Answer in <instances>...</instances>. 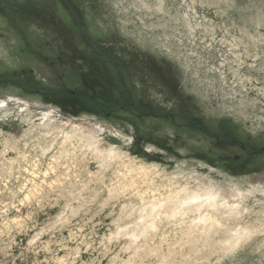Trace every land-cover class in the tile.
Segmentation results:
<instances>
[{
	"label": "rangeland",
	"instance_id": "obj_1",
	"mask_svg": "<svg viewBox=\"0 0 264 264\" xmlns=\"http://www.w3.org/2000/svg\"><path fill=\"white\" fill-rule=\"evenodd\" d=\"M13 2L29 6L17 13ZM38 2L43 8L31 13ZM3 4L0 264H264V0ZM94 48L115 59L110 72L127 83L122 90L89 69ZM85 86L100 99L124 91L143 108L93 110L75 98ZM44 112L60 126L46 128ZM93 129L100 151L121 150L117 159L82 152L78 131ZM196 165L214 182L252 191L240 225H231L248 226L249 235L197 238L188 220L161 217L138 247L113 238L140 205L192 183Z\"/></svg>",
	"mask_w": 264,
	"mask_h": 264
},
{
	"label": "bare ground",
	"instance_id": "obj_2",
	"mask_svg": "<svg viewBox=\"0 0 264 264\" xmlns=\"http://www.w3.org/2000/svg\"><path fill=\"white\" fill-rule=\"evenodd\" d=\"M4 103V102H3ZM5 105V104H4ZM3 105L4 108H6ZM12 106V105H11ZM25 108V107H24ZM27 108V107H26ZM2 110V109H1ZM32 110V109H31ZM8 112V111H7ZM4 113V112H3ZM13 113V112H12ZM31 113V111H30ZM5 114V113H4ZM10 114V113H9ZM26 114V113H25ZM36 114V113H35ZM29 115V114H28ZM39 115V114H38ZM41 115V114H40ZM59 115V114H58ZM27 116V115H26ZM25 116V117H26ZM4 117V116H3ZM43 125L46 127L49 126H60L58 125V122L56 121L55 117L53 116L52 112H44ZM28 118V117H27ZM26 118V119H27ZM25 120V119H24ZM31 120V119H29ZM36 121V120H35ZM68 121V120H67ZM57 124H54L56 123ZM65 123V122H64ZM29 125V123H28ZM68 125V124H66ZM90 125V124H89ZM111 125V124H110ZM109 126V125H108ZM35 127V126H33ZM46 127V128H47ZM63 127V126H62ZM67 127V126H66ZM65 128V127H64ZM34 129V128H33ZM50 129V128H49ZM104 129V128H103ZM30 130V128H29ZM72 130V129H71ZM70 130V131H71ZM67 131V130H66ZM102 131V130H101ZM51 132V131H50ZM53 132V130H52ZM75 132V131H74ZM81 133L78 138L74 136H70L69 131L67 133L66 140H70L73 142L76 138L77 143L79 144L80 149H84L83 151H92L94 153L103 154L101 157V160L105 162L106 159H113L116 158L121 150H117L114 148L109 149V151H100L99 150V141H97V132H99L96 129H93V131H78ZM85 132V134H83ZM1 133V132H0ZM49 133V132H48ZM47 133V135H48ZM64 133V132H63ZM62 133V134H63ZM73 133V132H71ZM3 134V133H2ZM61 134V135H62ZM74 134V133H73ZM87 134V135H86ZM121 134V133H120ZM60 135V136H61ZM115 135V134H114ZM45 136V135H44ZM41 137V136H40ZM47 137V136H46ZM104 137V136H103ZM101 137V138H103ZM119 137V136H118ZM126 138V136H124ZM33 138V137H31ZM68 142V141H67ZM66 144V143H64ZM64 144H61L64 146ZM49 145V144H48ZM53 145V144H51ZM50 145V146H51ZM47 146V145H46ZM68 146V145H67ZM112 146V145H111ZM71 147V146H70ZM76 147V146H75ZM73 147V149L75 148ZM117 147V146H116ZM64 148V147H63ZM101 148V147H100ZM118 148V147H117ZM68 149V148H67ZM53 150V149H52ZM64 150V149H63ZM69 150V149H68ZM78 150V149H77ZM102 150V149H101ZM44 151V150H43ZM75 151V150H73ZM72 151V152H73ZM64 153V152H63ZM78 153V152H77ZM84 153V152H83ZM58 154V153H57ZM65 154V153H64ZM125 154V153H124ZM66 156V155H65ZM73 156V155H72ZM78 156V155H77ZM81 156V155H80ZM83 156V155H82ZM85 156V155H84ZM58 157V156H57ZM89 157V156H88ZM59 158V157H58ZM57 158V160H58ZM68 158V157H67ZM84 158V157H83ZM90 158V157H89ZM136 158V157H135ZM134 158V159H135ZM60 159V158H59ZM77 159V158H76ZM80 159V158H79ZM82 159V158H81ZM92 159V158H91ZM109 159V161H110ZM117 159V158H116ZM123 159V158H122ZM133 159V158H131ZM72 160V159H71ZM94 160V159H93ZM100 160V159H99ZM139 160V159H138ZM96 161V159H95ZM108 161V160H107ZM74 162V161H73ZM116 162V161H115ZM114 162V163H115ZM72 163V162H71ZM94 163V162H93ZM132 163V162H131ZM137 163V162H136ZM180 163V162H179ZM96 164V163H95ZM134 164V163H133ZM143 164V163H142ZM195 164V163H194ZM100 165V164H98ZM132 165V164H131ZM138 165V164H137ZM203 165V164H202ZM201 165V166H202ZM106 166V165H105ZM159 166V165H158ZM112 167V166H111ZM114 167V164H113ZM133 167V166H132ZM131 167V168H132ZM152 167V166H151ZM155 167V166H154ZM157 167V166H156ZM123 168V167H122ZM126 168V167H125ZM128 168V167H127ZM147 168V167H146ZM54 170V169H53ZM68 170V169H67ZM122 170V169H121ZM139 170V168H138ZM187 170V169H186ZM181 171V170H180ZM194 173V181L192 183L186 182L184 185H180L179 187H172L173 189H170V191L167 193V196H162L161 202H152L153 203H143V205H140L139 209L135 212H131V214H128L126 217V220L128 219V223L121 225L116 232H113V238L115 239H122L124 237L129 238L127 240L129 243H135V245L138 247L139 241H136L139 237H143L148 229L156 228L154 225L156 219L158 218H164L168 221L173 220H180L181 222L188 220L189 223V232H192L195 237H202L205 236L206 238L213 236L214 233H222V232H228L229 237L234 238H242L246 237L250 234L248 231V226H240L236 227L237 223H241L242 219L244 217L238 216L245 212V207L243 206L244 201L248 195V193L252 192L250 189H245L239 187L238 185H233L232 183L228 184H219L217 182H214L212 178L209 175L200 174L198 172V165H196L195 169L192 171ZM68 173H70L68 171ZM121 173V172H120ZM124 173V172H123ZM122 173V174H123ZM127 173V172H126ZM133 173V172H132ZM144 173V172H143ZM204 173V172H203ZM46 174V173H45ZM125 175V173L123 174ZM134 175V174H133ZM140 175V174H139ZM192 175V174H191ZM148 176V175H147ZM181 176V175H180ZM137 177V176H136ZM149 177V176H148ZM187 177V176H186ZM73 178V177H72ZM128 178V177H127ZM138 178V177H137ZM220 178V177H217ZM67 179V178H66ZM216 179V178H215ZM227 179V178H226ZM225 179V180H226ZM68 180V179H67ZM147 180V179H146ZM129 181V180H128ZM150 182V181H149ZM173 182V181H172ZM180 182V181H179ZM222 182V181H221ZM59 183V182H58ZM154 183V182H153ZM235 183V181L233 182ZM243 183V182H242ZM55 184V183H54ZM62 185V183H60ZM76 185V184H75ZM115 185V184H114ZM243 185V184H242ZM261 185V184H260ZM58 186V185H57ZM133 186V185H132ZM176 186V185H175ZM178 186V185H177ZM37 187V186H36ZM118 187V185H117ZM122 187V186H121ZM137 187V186H136ZM160 187V186H159ZM168 187V186H167ZM170 187V186H169ZM243 187V186H242ZM35 188V187H34ZM59 188V187H58ZM119 188V187H118ZM141 188V187H140ZM163 188V186H162ZM251 188V187H250ZM31 189V188H30ZM83 189V188H82ZM125 189V188H124ZM138 189V188H137ZM158 189V188H157ZM169 189V188H168ZM260 189H263L261 187ZM34 190V189H33ZM112 190V189H111ZM128 190V189H127ZM255 190V189H254ZM264 190V189H263ZM119 191V190H118ZM126 191V190H125ZM134 191V190H133ZM36 192V191H35ZM38 192V191H37ZM129 192V190H128ZM138 192V191H135ZM114 193L115 190H114ZM139 193V192H138ZM143 191L141 194H144ZM165 193V191H164ZM261 193V191H260ZM32 194V193H31ZM30 194V196H31ZM38 194V193H37ZM119 194V193H118ZM161 194V192H160ZM34 195V193L32 194ZM127 195V194H126ZM136 195V194H135ZM139 195V194H138ZM147 195V194H146ZM25 196V195H24ZM123 196V195H122ZM137 196V195H136ZM141 196V195H140ZM151 196V194H150ZM35 197V196H34ZM127 197V196H126ZM133 197V196H132ZM160 197V196H159ZM32 198V197H31ZM117 198V197H115ZM120 198V197H119ZM249 198V197H248ZM250 199V198H249ZM253 199V198H252ZM251 199V200H252ZM136 200V198H135ZM147 200V199H146ZM149 200V199H148ZM28 201V200H27ZM249 201V200H247ZM144 202V201H143ZM128 203V202H127ZM131 205L128 203V206ZM133 205V203H132ZM131 205V206H132ZM138 205V206H139ZM261 205V204H260ZM127 207V206H126ZM131 208V207H130ZM136 208V207H135ZM126 210V209H125ZM128 211V210H126ZM130 211V210H129ZM125 213V212H123ZM122 218V217H121ZM120 219V218H119ZM123 220V219H122ZM161 220V219H158ZM232 221V222H231ZM238 221V222H236ZM120 222V221H118ZM158 222V221H157ZM231 222V224H229ZM175 223V222H174ZM161 224V221H160ZM163 224V223H162ZM232 224H236V226H231ZM159 225V224H158ZM160 226V225H159ZM158 226V228H159ZM184 226V225H182ZM233 227V228H230ZM149 231V230H148ZM152 231V230H151ZM185 231V230H184ZM151 234V232H150ZM197 236H196V235ZM156 235V234H154ZM161 235V234H160ZM158 236V235H157ZM162 237V236H161ZM185 237V236H184ZM111 238V239H113ZM150 238V237H149ZM158 238V237H157ZM126 239V238H124ZM123 239V240H124ZM205 239V238H204ZM232 239V238H231ZM107 239H105L106 241ZM117 240V241H118ZM148 240V239H147ZM147 240H145L147 242ZM186 240V239H185ZM184 240V241H185ZM213 240V238H212ZM230 240V239H229ZM227 240V244L225 243L223 248H229L230 242ZM113 241V240H112ZM152 241V240H151ZM161 241V240H160ZM165 241V240H164ZM190 241V240H188ZM115 242V241H114ZM145 242V243H146ZM177 242V241H176ZM200 242V241H199ZM235 242V240H233ZM189 243V242H188ZM105 244V243H104ZM115 244V243H114ZM117 244V243H116ZM127 244V243H126ZM155 244V243H154ZM203 244V242H202ZM214 244V243H213ZM109 245V244H108ZM118 245V244H117ZM184 245V244H183ZM196 245V244H195ZM199 245V244H198ZM207 245V244H206ZM212 245V244H211ZM126 246V245H124ZM132 246V245H131ZM131 246L130 249H131ZM171 246V245H170ZM185 246V245H184ZM149 247V246H148ZM176 247V245H175ZM108 248V247H107ZM178 248V247H177ZM197 248V247H195ZM209 248V247H208ZM125 249V248H124ZM129 249V248H128ZM164 249V248H163ZM194 249V248H193ZM123 250V247H122ZM127 250V249H126ZM121 251V250H120ZM135 251V250H134ZM153 251V250H152ZM157 251V250H156ZM166 251V250H165ZM201 251V250H200ZM198 251V252H200ZM209 251V250H208ZM131 252V251H130ZM155 252V250L153 251ZM171 252V251H170ZM150 253V252H149ZM160 253V252H159ZM166 254V253H165ZM131 255V254H130ZM162 255V254H160ZM141 256V255H140ZM173 256V254H172ZM203 256V255H202ZM132 257V255H131ZM143 257V256H142ZM171 257V256H169ZM201 257V256H200ZM158 258V256H157ZM174 258V257H172ZM202 258V257H201ZM135 259V258H134ZM149 259V258H148ZM155 258H153L154 260ZM167 263H173L172 261L167 259ZM205 259V258H204ZM147 260V259H146ZM161 260V258H160ZM203 260V259H202ZM144 261V260H143ZM146 262V261H144ZM163 262V260H162ZM137 263V262H136ZM151 263V262H150ZM155 263V262H154ZM153 263V264H154ZM175 263V262H174ZM173 263V264H174ZM148 264V263H147ZM152 264V263H151Z\"/></svg>",
	"mask_w": 264,
	"mask_h": 264
},
{
	"label": "trees",
	"instance_id": "obj_3",
	"mask_svg": "<svg viewBox=\"0 0 264 264\" xmlns=\"http://www.w3.org/2000/svg\"><path fill=\"white\" fill-rule=\"evenodd\" d=\"M85 62L87 66H89L90 70H92L93 68H97L95 69L94 74H96L97 77H99V79L104 80V84L107 83L109 88L113 86L116 87L119 86V89H121L120 87L125 86L123 82H120V74H118L117 72L111 74L110 71L113 70L112 68L114 66L113 64L115 62V59L107 52L102 51L101 49L98 48H94V54ZM108 77H111L113 81L109 79L106 80ZM32 83H36V82H32ZM86 87L87 86H85V88H80L78 91H75L74 94L75 98L80 99L84 104H86V106L90 107L91 109L96 111H101L103 113L105 112L112 113L111 108H113V105L121 104L123 102H128L131 101L132 99V97L122 92H121L122 93L121 96L110 95L106 97V99H100L97 95L93 94L94 92L88 93L89 90Z\"/></svg>",
	"mask_w": 264,
	"mask_h": 264
},
{
	"label": "flooded vegetation",
	"instance_id": "obj_4",
	"mask_svg": "<svg viewBox=\"0 0 264 264\" xmlns=\"http://www.w3.org/2000/svg\"><path fill=\"white\" fill-rule=\"evenodd\" d=\"M55 1H57L58 3H59V5H60V3L62 2V5H67L66 4V0H55ZM61 5V6H62ZM2 6H4V4L2 5V0H0V8L2 7ZM29 6V5H28ZM28 6H27V8H28ZM36 9L33 11V12H31V13H34L35 14V12H38V10H39V8H43V6L42 5H40V3L38 2L37 4H36ZM27 8H24V7H22V5H21V3L19 2H17V3H15V2H13V5H11V7L9 8V10H12V9H14L15 10V12L17 11V13H19L18 11H20V12H24V11H26L27 10ZM62 10H64L63 8H61ZM58 20H61V16H60V14L56 11V16H55ZM45 20H51L52 19V14H51V16L49 15V16H46L45 18H44ZM125 86H127V83H126V85ZM123 93H125V92H123ZM126 94V93H125ZM122 105H120V104H115V105H113V107L114 108H118L119 107V105L120 106H123L124 104L125 105H127L128 104V106L130 107V108H134V107H138L139 109L140 108H143L142 107V103L141 104H136L135 105V103L134 102H123V103H121ZM122 108H124V106L122 107ZM199 124H201V122L199 123ZM209 133H210V131H209ZM225 163H226V161H225ZM227 164V163H226Z\"/></svg>",
	"mask_w": 264,
	"mask_h": 264
},
{
	"label": "water",
	"instance_id": "obj_5",
	"mask_svg": "<svg viewBox=\"0 0 264 264\" xmlns=\"http://www.w3.org/2000/svg\"><path fill=\"white\" fill-rule=\"evenodd\" d=\"M74 93V92H73Z\"/></svg>",
	"mask_w": 264,
	"mask_h": 264
}]
</instances>
